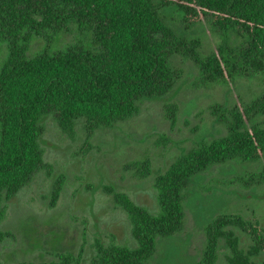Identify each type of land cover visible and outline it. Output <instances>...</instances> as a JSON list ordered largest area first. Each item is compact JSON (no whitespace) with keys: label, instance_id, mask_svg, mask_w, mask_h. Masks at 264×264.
Masks as SVG:
<instances>
[{"label":"trees","instance_id":"1","mask_svg":"<svg viewBox=\"0 0 264 264\" xmlns=\"http://www.w3.org/2000/svg\"><path fill=\"white\" fill-rule=\"evenodd\" d=\"M203 24L220 37L209 55L191 36ZM2 47L0 226L7 203L40 173L53 175L42 145L47 117L54 116L72 137L81 123L87 154L98 130L135 118L143 101L163 99L175 89L181 79L176 57L193 62L204 85L264 77V0H0ZM177 113L173 107L168 115L172 125ZM215 113L227 134L185 150L155 175L156 211L112 193L128 217L134 245L96 240L89 264H158L152 261L159 241L184 231L189 185L215 166L263 165L249 180L264 185V96ZM143 167L141 178L153 174L148 163ZM63 187L61 180L54 201ZM235 230L249 238L247 249ZM205 234L201 259L186 264H217L222 246L229 251L227 264H260L257 259L264 257L258 221L220 214ZM10 240L15 235L0 227V245ZM51 264L84 263L81 255L63 252Z\"/></svg>","mask_w":264,"mask_h":264},{"label":"rangeland","instance_id":"2","mask_svg":"<svg viewBox=\"0 0 264 264\" xmlns=\"http://www.w3.org/2000/svg\"><path fill=\"white\" fill-rule=\"evenodd\" d=\"M191 36L202 42L203 55L215 51L220 40L208 24L195 27ZM5 56L2 47L0 67ZM173 63L181 73L175 89L163 99L143 101L135 118L98 130L87 154L81 123L72 137L60 129L54 116L44 120V158L53 166V175L40 173L7 203L0 227L13 233L15 240L0 245V264H51L63 252L81 255L89 264L96 240L133 246L130 222L112 193H125L137 205L156 211L155 175L165 172L185 150L227 134L226 125L216 121L219 108L249 105L264 96V77L240 78L235 85H204L193 62L176 57ZM173 107L178 109L175 125L168 120ZM146 163L153 174L141 178ZM262 166L233 162L198 177L186 192L184 231L160 240L152 262L199 261L206 247L205 228L220 214H238L264 228V185L249 180L261 173ZM61 180L64 187L54 201ZM235 231L241 247L247 249L249 238ZM228 253L222 246L217 264H227ZM257 262L263 264L264 257Z\"/></svg>","mask_w":264,"mask_h":264}]
</instances>
